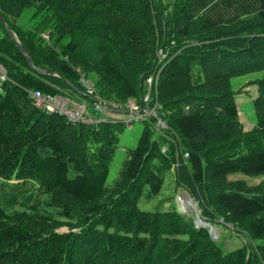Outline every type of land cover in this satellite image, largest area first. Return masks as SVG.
<instances>
[{
    "label": "trees",
    "instance_id": "obj_1",
    "mask_svg": "<svg viewBox=\"0 0 264 264\" xmlns=\"http://www.w3.org/2000/svg\"><path fill=\"white\" fill-rule=\"evenodd\" d=\"M0 13L33 64L60 75L30 67L0 21V264H264V178L228 177L264 175V0H0ZM76 67L120 100L158 70L152 101L170 129L147 122L110 183L122 123L73 122L29 94L79 95L68 84L82 90ZM257 71L245 129L231 79ZM177 161L175 179L203 217L222 215L259 250H225L177 204L139 207Z\"/></svg>",
    "mask_w": 264,
    "mask_h": 264
},
{
    "label": "rangeland",
    "instance_id": "obj_2",
    "mask_svg": "<svg viewBox=\"0 0 264 264\" xmlns=\"http://www.w3.org/2000/svg\"><path fill=\"white\" fill-rule=\"evenodd\" d=\"M2 65V64H0ZM261 75L260 71L248 73L245 75L233 77L231 79L232 85L235 88L239 89V93L237 96L238 107L240 118L243 121L245 129H249L255 123L256 117L255 112L252 107V102H250L251 98L256 96V89H254L253 85H245L248 79L256 78ZM68 92L75 96L78 99L86 100L90 112L93 114H97L94 111L91 99L84 95H78L68 89ZM103 96V95H102ZM108 100H112V97L104 96ZM122 117L125 116L123 112L121 114ZM122 123V128L118 130V141L115 146L113 155L109 161V172L107 175L106 182L110 183L119 173L123 160L126 157L127 150L136 146L139 136L141 135L143 129L147 126V122L145 120H133L131 122V126L127 125L125 122L120 121ZM150 123V122H149ZM152 125V124H150ZM154 128V127H153ZM157 131V130H155ZM158 132V131H157ZM170 136L172 134H169ZM170 141L163 142L160 144L161 147L166 146L169 149ZM167 167V168H166ZM165 168V176L161 188L158 192L152 194L151 196L146 195V190L144 189L142 194L139 197L138 205L141 209L144 210H156V209H166L174 207V204H177V197L181 198V202H183L184 207H180L178 204L177 209L181 211L180 213L187 215L192 218V223L195 227H205L207 228L208 234L210 237L218 244H220L225 250H231L241 246L245 241L250 243V248L253 250H259L258 245L262 244L259 239L253 240L252 236L246 231H235L239 229L238 226L233 224L230 221H224L223 216H219L217 220H208L205 221L201 216V209L198 202L192 196V194L186 189L183 188L175 179L174 171H176V166L173 164L171 166H164ZM229 178H246L250 183L259 181L264 178L262 176H249L241 171H233L228 174ZM181 188V191H180ZM182 188L184 190H182ZM179 191V192H178ZM201 217V222L199 218ZM198 222V226L196 224ZM67 227L63 226L59 230H66ZM257 242V243H256ZM255 250V251H256ZM251 250L252 259L254 262V252ZM249 258V256H248Z\"/></svg>",
    "mask_w": 264,
    "mask_h": 264
},
{
    "label": "built area",
    "instance_id": "obj_3",
    "mask_svg": "<svg viewBox=\"0 0 264 264\" xmlns=\"http://www.w3.org/2000/svg\"><path fill=\"white\" fill-rule=\"evenodd\" d=\"M79 80L86 88L88 93H93L92 83L85 77L84 73H80ZM147 90L140 102L135 100H129L126 102L125 107L129 109V120L131 119H146L153 117L157 126L166 129L168 124L160 113V104L156 101H152L153 90V76H148L146 79ZM34 98L36 105L41 107L44 111H56L67 116L72 121H85L96 123L102 117H95L88 111L87 105L83 101H76L71 97L63 94H51L44 93L40 90H34L30 92ZM105 100L100 97L94 100L93 105L96 112L107 115L108 110L105 108ZM188 153L184 152L183 156H187Z\"/></svg>",
    "mask_w": 264,
    "mask_h": 264
},
{
    "label": "water",
    "instance_id": "obj_4",
    "mask_svg": "<svg viewBox=\"0 0 264 264\" xmlns=\"http://www.w3.org/2000/svg\"><path fill=\"white\" fill-rule=\"evenodd\" d=\"M0 21L5 25V27L7 28V30L9 31V33L11 34L12 38L14 39V41L17 43V45L19 46V48L22 50V52H24V54L26 55L27 59H28V63L30 65V67H32L33 69H35V71L37 72H40V73H46V74H51V75H55V76H59L60 75L57 73V72H54V71H51V70H48L47 68H44V67H38V66H35L33 64V61H32V57L31 55L27 52L26 48L24 47L23 43L17 38L16 34L13 33L11 30H10V27L9 25L7 24V22L5 21V19L3 18V16L1 15L0 13ZM62 79H64L63 77H61ZM69 82V81H68ZM72 88H74L76 91H78L81 95H85V93L80 90L75 84H73L72 82H69L68 83Z\"/></svg>",
    "mask_w": 264,
    "mask_h": 264
}]
</instances>
